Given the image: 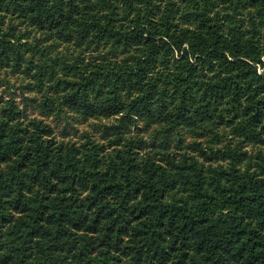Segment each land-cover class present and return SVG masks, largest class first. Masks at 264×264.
Returning a JSON list of instances; mask_svg holds the SVG:
<instances>
[{
  "label": "trees",
  "instance_id": "16d2710c",
  "mask_svg": "<svg viewBox=\"0 0 264 264\" xmlns=\"http://www.w3.org/2000/svg\"><path fill=\"white\" fill-rule=\"evenodd\" d=\"M11 75L0 264H264V0H0Z\"/></svg>",
  "mask_w": 264,
  "mask_h": 264
},
{
  "label": "rangeland",
  "instance_id": "374dc122",
  "mask_svg": "<svg viewBox=\"0 0 264 264\" xmlns=\"http://www.w3.org/2000/svg\"><path fill=\"white\" fill-rule=\"evenodd\" d=\"M17 77L15 75H11V88L8 89L6 85H0V95L2 94L3 96H5L6 98L8 97L9 95V91H12V92H15L16 93V99L18 101H21V92H20V89L18 88L20 82H19V79H16ZM53 122V121H52ZM56 125V130L58 133H60V129L62 128V126L64 125L63 122H58V123H55ZM78 128V130L76 129ZM85 128L89 129L90 127L88 126V123L87 122H78L77 124L75 123L74 126L72 125H68L67 127V131H68V134H71L73 135L75 138L78 136V134L80 132H82ZM77 132V133H75Z\"/></svg>",
  "mask_w": 264,
  "mask_h": 264
}]
</instances>
